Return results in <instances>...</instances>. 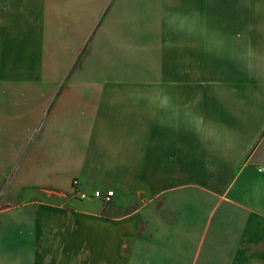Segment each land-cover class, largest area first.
<instances>
[{
	"label": "crops",
	"instance_id": "obj_1",
	"mask_svg": "<svg viewBox=\"0 0 264 264\" xmlns=\"http://www.w3.org/2000/svg\"><path fill=\"white\" fill-rule=\"evenodd\" d=\"M13 166L0 264H264V0H0Z\"/></svg>",
	"mask_w": 264,
	"mask_h": 264
},
{
	"label": "rangeland",
	"instance_id": "obj_2",
	"mask_svg": "<svg viewBox=\"0 0 264 264\" xmlns=\"http://www.w3.org/2000/svg\"><path fill=\"white\" fill-rule=\"evenodd\" d=\"M130 71H137V70H129ZM48 75H50V70H48ZM54 73H57L58 76L62 77L64 80L67 79L68 77L70 76H78L79 75V70L76 68V67H71L69 69H59V70H54ZM83 73V72H82ZM102 75L100 73V70H97V69H92V70H87L86 72H84L83 74H81L82 76H100ZM104 75V74H103ZM122 75V72L121 74ZM16 167L17 166H13L12 170L10 171V174L8 176V178L6 179V181L1 185L0 187V198H1V195H6V196H9L13 193L14 191V186L16 184V181H15V173H16ZM19 177V175H18ZM23 192H19L17 193L16 196L18 197H21V195L23 193H26V192H29L31 191L32 189L30 187H24V189H22ZM18 192V191H17Z\"/></svg>",
	"mask_w": 264,
	"mask_h": 264
},
{
	"label": "built area",
	"instance_id": "obj_3",
	"mask_svg": "<svg viewBox=\"0 0 264 264\" xmlns=\"http://www.w3.org/2000/svg\"><path fill=\"white\" fill-rule=\"evenodd\" d=\"M73 186L78 185V181L74 180L72 182ZM76 196H78L80 199H84L87 197V195L84 192H76ZM114 195V192L109 190L105 193H101L99 191H96L93 193V197L101 199L104 203H109Z\"/></svg>",
	"mask_w": 264,
	"mask_h": 264
}]
</instances>
